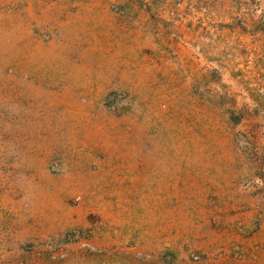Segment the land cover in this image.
<instances>
[{
	"label": "rangeland",
	"instance_id": "rangeland-1",
	"mask_svg": "<svg viewBox=\"0 0 264 264\" xmlns=\"http://www.w3.org/2000/svg\"><path fill=\"white\" fill-rule=\"evenodd\" d=\"M0 264H264V0H0Z\"/></svg>",
	"mask_w": 264,
	"mask_h": 264
}]
</instances>
